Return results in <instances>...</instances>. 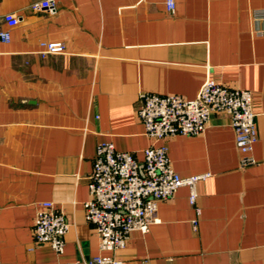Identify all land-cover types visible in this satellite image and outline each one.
I'll return each instance as SVG.
<instances>
[{
    "label": "crops",
    "instance_id": "crops-1",
    "mask_svg": "<svg viewBox=\"0 0 264 264\" xmlns=\"http://www.w3.org/2000/svg\"><path fill=\"white\" fill-rule=\"evenodd\" d=\"M0 0L14 13L10 42L0 41V264H50L100 254L86 219L88 177L97 145L142 160L152 144L138 115L141 92L197 96L206 77L250 90L258 140L244 168L230 118L213 113L199 135L165 140L182 176L209 173L160 201L150 231L102 252L124 264H264V0ZM63 53L43 56L41 42ZM43 202L70 222L57 256L34 241ZM197 219V228L193 221Z\"/></svg>",
    "mask_w": 264,
    "mask_h": 264
},
{
    "label": "built area",
    "instance_id": "built-area-1",
    "mask_svg": "<svg viewBox=\"0 0 264 264\" xmlns=\"http://www.w3.org/2000/svg\"><path fill=\"white\" fill-rule=\"evenodd\" d=\"M170 12L175 0H166ZM31 10L55 11L56 0H40L30 5ZM255 18L264 19V10L254 11ZM20 16L7 13L0 16V41L10 42V28ZM259 35L264 31L259 30ZM41 54L63 53L66 46L60 41L41 42ZM138 115L152 144L145 148L139 160L134 153L117 150L111 141L97 145L93 170L88 177L89 199L84 203L86 219L95 225L99 236L100 254L86 260L62 261L50 264H124L113 255L102 254L124 248L130 234L137 230L150 231L158 221L156 213L160 201L172 198L181 187L189 189V203L200 215L197 206V185L209 173L182 176L175 169L165 140L177 135H199L207 128L213 113L229 116L240 153L242 168L255 162L252 151L258 140L256 113L252 107L250 90L229 87L206 77L197 96L186 99L179 94L141 92ZM70 222L52 202H43L34 222V241L49 245L57 256L65 251V236ZM198 220L193 221L197 228Z\"/></svg>",
    "mask_w": 264,
    "mask_h": 264
}]
</instances>
